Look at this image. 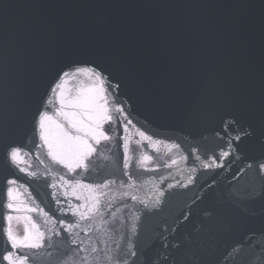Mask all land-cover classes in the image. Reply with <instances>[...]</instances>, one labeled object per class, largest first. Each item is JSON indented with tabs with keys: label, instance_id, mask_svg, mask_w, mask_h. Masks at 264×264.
Masks as SVG:
<instances>
[{
	"label": "water",
	"instance_id": "1",
	"mask_svg": "<svg viewBox=\"0 0 264 264\" xmlns=\"http://www.w3.org/2000/svg\"><path fill=\"white\" fill-rule=\"evenodd\" d=\"M77 69L116 142L73 178L37 126ZM0 264H264V0H0Z\"/></svg>",
	"mask_w": 264,
	"mask_h": 264
},
{
	"label": "flooded vegetation",
	"instance_id": "2",
	"mask_svg": "<svg viewBox=\"0 0 264 264\" xmlns=\"http://www.w3.org/2000/svg\"><path fill=\"white\" fill-rule=\"evenodd\" d=\"M74 75L68 78V87L60 85L53 115L41 119L39 135L43 159L59 170L79 174L93 160L92 149H105L111 127L94 109L98 101L107 99L99 79L84 70ZM19 227V218H9V232Z\"/></svg>",
	"mask_w": 264,
	"mask_h": 264
}]
</instances>
